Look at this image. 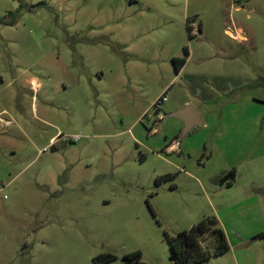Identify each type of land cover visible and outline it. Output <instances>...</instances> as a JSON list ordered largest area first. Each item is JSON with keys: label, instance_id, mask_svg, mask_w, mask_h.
Instances as JSON below:
<instances>
[{"label": "rangeland", "instance_id": "374dc122", "mask_svg": "<svg viewBox=\"0 0 264 264\" xmlns=\"http://www.w3.org/2000/svg\"><path fill=\"white\" fill-rule=\"evenodd\" d=\"M0 18V264H179L166 233L206 217L230 250L191 264H264V0H0ZM185 105L203 124L182 135L162 114Z\"/></svg>", "mask_w": 264, "mask_h": 264}, {"label": "trees", "instance_id": "16d2710c", "mask_svg": "<svg viewBox=\"0 0 264 264\" xmlns=\"http://www.w3.org/2000/svg\"><path fill=\"white\" fill-rule=\"evenodd\" d=\"M4 22L0 18V22ZM191 26L187 21V30L189 39H192ZM189 50L185 48V54L188 55ZM173 63L178 73L185 64L184 58L175 57ZM156 108L155 106H153ZM157 111H160L157 109ZM236 178V170L231 169L224 175L223 180L227 181V186H232ZM264 235L262 232L254 237ZM166 240L171 249V261L179 264L196 263L208 261L213 256H219L230 250L226 233L219 224L216 217H206L193 225L190 229L183 230L176 237L166 233ZM140 251H134L124 256L127 262H131L140 258ZM116 259L112 254L101 255L97 258V263L103 264Z\"/></svg>", "mask_w": 264, "mask_h": 264}, {"label": "water", "instance_id": "95a60500", "mask_svg": "<svg viewBox=\"0 0 264 264\" xmlns=\"http://www.w3.org/2000/svg\"><path fill=\"white\" fill-rule=\"evenodd\" d=\"M165 116L178 119L183 123L182 135L187 134L194 127L203 124L198 111L191 105H185L178 110L165 114Z\"/></svg>", "mask_w": 264, "mask_h": 264}, {"label": "built area", "instance_id": "2783aa9c", "mask_svg": "<svg viewBox=\"0 0 264 264\" xmlns=\"http://www.w3.org/2000/svg\"><path fill=\"white\" fill-rule=\"evenodd\" d=\"M241 1H246V0H241ZM230 35L232 36V37H234L235 39L236 38H239V36H238V34H232L231 32H230ZM167 100V97L165 96V95H163L156 103H155V109L157 110V109H159L160 108V106L161 105H163V103L165 102Z\"/></svg>", "mask_w": 264, "mask_h": 264}, {"label": "crops", "instance_id": "0c3cea01", "mask_svg": "<svg viewBox=\"0 0 264 264\" xmlns=\"http://www.w3.org/2000/svg\"><path fill=\"white\" fill-rule=\"evenodd\" d=\"M239 9H241V7H239ZM239 31H240V30H239ZM227 32L230 33L231 31L229 30V31H227ZM240 32H241V31H240ZM231 33H232V32H231ZM241 33H242V32H241ZM232 34H233V33H232ZM242 34H243V33H242ZM238 36H239V34H238ZM239 37H240V36H239ZM186 103H187V102L183 103V105L186 104ZM161 114H162V113H161ZM164 114H166V113H163L162 115H164ZM250 200H251V198H248V199H247V201H250ZM234 205H236V204L234 203ZM228 209H229V208H226L224 211H226V210H228ZM261 233H262V232H261ZM257 234H258V233H257ZM257 234H256V235H257ZM259 234H260V233H259ZM252 236L254 237L255 234L252 235ZM227 239H228V238H227ZM228 241H229V240H228Z\"/></svg>", "mask_w": 264, "mask_h": 264}, {"label": "flooded vegetation", "instance_id": "af4514ba", "mask_svg": "<svg viewBox=\"0 0 264 264\" xmlns=\"http://www.w3.org/2000/svg\"><path fill=\"white\" fill-rule=\"evenodd\" d=\"M159 110V109H158ZM157 111V110H156ZM159 112V111H158Z\"/></svg>", "mask_w": 264, "mask_h": 264}]
</instances>
